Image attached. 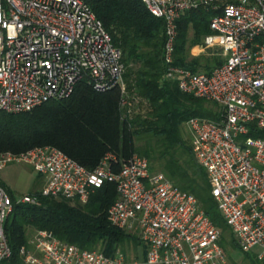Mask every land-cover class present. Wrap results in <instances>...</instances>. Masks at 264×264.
Segmentation results:
<instances>
[{"label": "built area", "instance_id": "1", "mask_svg": "<svg viewBox=\"0 0 264 264\" xmlns=\"http://www.w3.org/2000/svg\"><path fill=\"white\" fill-rule=\"evenodd\" d=\"M92 0H0V113L30 112L52 100L68 99L81 81L94 91H121L126 105L122 52L91 7ZM165 21L164 79L181 92L220 107L219 122L193 117L187 122L198 164L238 247L264 259V0H141ZM201 7L221 13L210 21L211 35L197 45L221 49L222 64L211 72L178 66V20ZM215 57L216 53H208ZM27 165L42 176L45 197L86 204L106 183L118 197L108 210L111 224L138 236L146 253L130 263L122 252L108 257L83 250L38 230L21 248L23 264H230L220 230L197 198L181 190L149 160L134 154L119 164L107 154L94 171L58 148L38 147L0 155V171ZM17 203L40 205L30 194ZM13 212L0 186V264L12 258L5 224ZM143 256V255H142Z\"/></svg>", "mask_w": 264, "mask_h": 264}, {"label": "trees", "instance_id": "2", "mask_svg": "<svg viewBox=\"0 0 264 264\" xmlns=\"http://www.w3.org/2000/svg\"><path fill=\"white\" fill-rule=\"evenodd\" d=\"M91 7L122 52L127 104L122 105L119 89L99 93L84 80L68 99L52 100L26 113H0V155L52 146L94 171L109 153L119 164L139 154L149 160L151 171L164 173L175 186L197 198L200 208L220 230L219 243L230 264H264V259L238 247L212 197L207 173L184 137L182 128L191 118L219 122L221 111L217 104L185 94L177 83L164 79L165 21L153 16L141 0H92ZM220 13L201 7L178 20V66L193 72L211 71L210 62L191 56L190 51L211 35L210 21ZM142 105L145 114L139 112ZM250 136L264 138V132ZM0 186L13 203L5 224L12 249V258L6 264H23L21 248L38 230L50 231L61 242L98 250L108 257L122 252L127 260L125 250L130 244L142 246L145 258L146 250L138 236L114 227L108 219V210L118 197L114 183L96 189L86 204L45 197L42 190L30 194L38 198L40 205L21 204L1 181ZM234 251L243 253L245 263L231 261Z\"/></svg>", "mask_w": 264, "mask_h": 264}, {"label": "rangeland", "instance_id": "3", "mask_svg": "<svg viewBox=\"0 0 264 264\" xmlns=\"http://www.w3.org/2000/svg\"><path fill=\"white\" fill-rule=\"evenodd\" d=\"M208 53L209 54L216 53L217 55L215 57H212L208 55ZM220 53H221V49H213L211 51H206L204 53L203 60L204 62L208 61L211 64H213V62H215L216 60H221V57L219 56ZM136 107L137 106H135L134 109H136ZM145 109H146L145 105H142L139 108V112H142L143 114H145ZM182 131H183L185 139H188L189 143L192 144V140H191L192 137H191V133H190V130L187 124H184ZM142 144H144V141ZM156 172H159V171L156 170ZM40 178L41 177H39V175L35 173L34 170L31 169V167L27 165H12L0 171V180L4 182L6 186L11 187L12 192L14 193L17 199L21 198L22 196L28 195L32 191H35V190L41 191L43 187L41 186L42 184H41ZM33 235L34 234H32L31 238L33 237ZM125 251L129 259L128 261L130 263H134L137 260H139V258L143 257L142 256L143 255L142 246H135L134 244H130L126 248ZM231 257H232L231 261H234L237 263L244 262V255L240 251L232 252Z\"/></svg>", "mask_w": 264, "mask_h": 264}, {"label": "crops", "instance_id": "4", "mask_svg": "<svg viewBox=\"0 0 264 264\" xmlns=\"http://www.w3.org/2000/svg\"><path fill=\"white\" fill-rule=\"evenodd\" d=\"M206 51H203V50H201L199 47H193L192 48V50H191V56H193V57H195V58H198V57H203L204 56V53H205ZM211 65H213V66H211V71L215 68V67H217L218 65H216V64H211ZM210 71V72H211ZM202 72H206V71H202ZM32 169V168H31ZM39 177H41L40 179H41V186L44 188V186H45V180H44V178L42 177V176H39ZM1 181V180H0ZM2 182V181H1ZM2 184H4L5 185V187L6 188H8L10 191H12V189H11V187L10 186H6V184L4 183V182H2ZM42 188V189H43ZM33 192V191H32ZM29 194H31V193H29Z\"/></svg>", "mask_w": 264, "mask_h": 264}]
</instances>
